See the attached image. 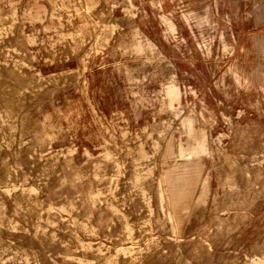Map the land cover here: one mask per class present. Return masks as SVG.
Instances as JSON below:
<instances>
[{"label":"rangeland","instance_id":"obj_1","mask_svg":"<svg viewBox=\"0 0 264 264\" xmlns=\"http://www.w3.org/2000/svg\"><path fill=\"white\" fill-rule=\"evenodd\" d=\"M0 264H264V0H0Z\"/></svg>","mask_w":264,"mask_h":264}]
</instances>
